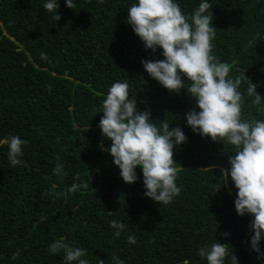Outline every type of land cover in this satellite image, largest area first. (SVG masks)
Returning a JSON list of instances; mask_svg holds the SVG:
<instances>
[{
  "label": "trees",
  "instance_id": "16d2710c",
  "mask_svg": "<svg viewBox=\"0 0 264 264\" xmlns=\"http://www.w3.org/2000/svg\"><path fill=\"white\" fill-rule=\"evenodd\" d=\"M46 2L0 0V140L28 141L17 166L0 144V264H67L63 250L49 251L61 238L86 249L81 258L89 264H114L113 255L125 264H207L199 249L216 241L229 244L238 264H264L251 248L254 217L237 214L230 176L222 186L221 169H230L235 149L187 125L186 114L199 109L186 77L175 93L145 71L142 60L164 57L160 48L146 49L126 22L137 0H74V9L57 0L59 21ZM177 2L191 15L200 0ZM208 2L217 28L213 55L231 65L229 78H242L243 116L264 119V99L255 105L246 94L248 78L264 98V0ZM123 81L138 109L150 110L157 125L166 119L170 128L180 126L187 137L174 149L181 192L170 204L145 195L139 166L137 181L125 183L106 151L111 140L99 128V112L108 89ZM58 163L66 175L55 174ZM84 182L87 189L57 198ZM112 220L126 225L119 237ZM259 247L264 253V237ZM225 264H232L230 255Z\"/></svg>",
  "mask_w": 264,
  "mask_h": 264
},
{
  "label": "clouds",
  "instance_id": "9594fccd",
  "mask_svg": "<svg viewBox=\"0 0 264 264\" xmlns=\"http://www.w3.org/2000/svg\"><path fill=\"white\" fill-rule=\"evenodd\" d=\"M66 5L70 9L76 7L74 0H66ZM43 7L54 14L55 21L61 19L57 14V0H47ZM211 8L208 0H200L198 7L189 15L182 11L177 0H137L128 8L126 22L146 49H151L153 53L157 48L162 49L163 59L141 61L151 78L175 93L185 87L184 77L190 81L187 91L199 109L194 108L186 114L187 125L193 132L235 149L234 154L229 156L230 169H221V176L224 177L222 186L230 176L238 190L234 201L237 214L254 217L249 225L254 232L251 248L260 259L264 258L259 247L264 237V119L243 116L244 94L239 90L242 78H229L231 65L213 55L217 28L213 24L212 12L208 14ZM247 80V96L254 98L253 104L260 105L264 98L257 93V85ZM129 89L127 81L115 82L102 102L99 113L103 115L99 128L103 136L111 140L106 151L113 157V163L120 169L125 183L137 181L136 168L139 166L143 173L145 195L159 204H170L181 192L176 183L180 169L176 167L174 149L186 142L187 137L180 126L170 128L166 119L157 125L151 118L150 110L138 109L136 100L129 99L133 94ZM27 143L18 135L0 140V144L8 145V160L12 166L23 163L18 157L23 155V146ZM54 172L58 176L66 175L59 163ZM222 186H218L215 192ZM81 187L87 189L88 184L74 183L66 192L55 194L57 198L63 196L66 199L69 193ZM110 226L117 229L116 237L126 227L116 220H112ZM222 235L227 236L228 233ZM136 240L134 235L127 237L130 244H135ZM228 246L216 241L210 247H201L199 255L206 258L207 264H225L229 255L232 264H238L237 257L233 252L229 253ZM61 250L65 252L67 264H89L87 259L81 258L86 255V249L70 246L63 238L49 247L54 254ZM111 259L114 264H125L116 255ZM97 264H105V261L98 258Z\"/></svg>",
  "mask_w": 264,
  "mask_h": 264
}]
</instances>
